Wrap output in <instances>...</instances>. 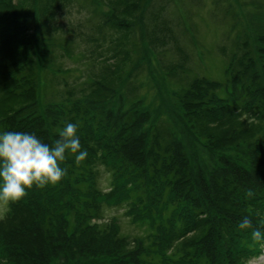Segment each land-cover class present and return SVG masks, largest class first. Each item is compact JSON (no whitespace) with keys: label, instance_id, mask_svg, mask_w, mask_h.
I'll return each instance as SVG.
<instances>
[{"label":"trees","instance_id":"obj_1","mask_svg":"<svg viewBox=\"0 0 264 264\" xmlns=\"http://www.w3.org/2000/svg\"><path fill=\"white\" fill-rule=\"evenodd\" d=\"M186 1L201 6L0 0V134L51 147L73 123L88 153L66 152L60 182L8 203L0 264H246L262 252L264 0H212L230 22L222 82L183 73ZM76 6L92 13L80 31L62 22ZM66 59L86 66L73 83ZM111 208L145 235L107 220Z\"/></svg>","mask_w":264,"mask_h":264},{"label":"rangeland","instance_id":"obj_2","mask_svg":"<svg viewBox=\"0 0 264 264\" xmlns=\"http://www.w3.org/2000/svg\"><path fill=\"white\" fill-rule=\"evenodd\" d=\"M200 5H188L187 1L185 3L190 12L185 20L186 25L183 26L186 37H182L180 43L185 45L189 56L183 73L188 78L204 76L222 82L224 80L225 58L221 55V49L224 45H227L226 35L230 28V22L223 15V6L221 4L214 9L212 0H201ZM91 15L90 10H83L76 6L64 13L62 22L68 28L80 31L84 29L86 22L90 26ZM177 15L176 11L173 13L167 12V17L173 21L177 20ZM192 43H195V45ZM175 58L172 60L173 62H175ZM167 61L168 59L164 58L163 63L167 64ZM63 68L71 70L68 73L70 74L68 80L73 83L81 75L79 70H84L86 66L82 61L66 59L63 61ZM100 174L102 175L101 185L109 190V176L103 167ZM7 209L8 203L0 201V218L4 216ZM112 217L119 219L124 233L131 236L145 235V230L132 223L131 219L125 215V208L108 209L106 219L109 220ZM246 264H264V247L258 256L249 259Z\"/></svg>","mask_w":264,"mask_h":264},{"label":"clouds","instance_id":"obj_3","mask_svg":"<svg viewBox=\"0 0 264 264\" xmlns=\"http://www.w3.org/2000/svg\"><path fill=\"white\" fill-rule=\"evenodd\" d=\"M59 136L50 147L35 135L24 132L0 134V201L19 202L26 196V189H31L34 184L39 188L56 185L66 175V170L59 166L65 161L66 152L76 154L77 163L86 159L88 153L81 150L75 124H66ZM247 195L251 197L254 193L249 190ZM239 227L252 228V221L245 216ZM252 238L260 241L264 235L257 228L253 230Z\"/></svg>","mask_w":264,"mask_h":264}]
</instances>
